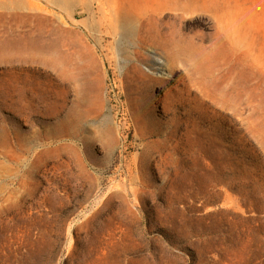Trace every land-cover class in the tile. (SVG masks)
<instances>
[{"label": "rangeland", "instance_id": "1", "mask_svg": "<svg viewBox=\"0 0 264 264\" xmlns=\"http://www.w3.org/2000/svg\"><path fill=\"white\" fill-rule=\"evenodd\" d=\"M0 264H264V0H0Z\"/></svg>", "mask_w": 264, "mask_h": 264}, {"label": "bare ground", "instance_id": "2", "mask_svg": "<svg viewBox=\"0 0 264 264\" xmlns=\"http://www.w3.org/2000/svg\"><path fill=\"white\" fill-rule=\"evenodd\" d=\"M57 1L59 2L61 7H67L70 2L71 3L73 2V0H57ZM91 1L93 2V0ZM169 4L171 5V2H169ZM131 22H132L131 19L124 12L118 16V23H120V26H122L123 28V32L126 34L131 32L132 29ZM62 23L64 25V22ZM52 24H51L53 26L52 31L43 34L44 41L43 42L40 41L41 42L40 44L35 43L32 46H30L29 48L30 51H33L34 53L36 52L41 57V59H43L44 62H46L51 67H55L58 70L59 78L62 86L64 87L72 86V88H74L73 86L77 87L78 83L79 84L82 83V86L86 85L90 74L88 66L89 64L97 60L93 48L87 42L81 43V41H84L81 35L77 33H73V31H71L70 29L64 28L63 26H61V24H58L56 20L55 21L52 20ZM54 24H56V26H54ZM160 33H163V31ZM160 36L158 35V37ZM76 40L79 41L80 43L77 42ZM167 43H169L167 45H170L171 42H167ZM80 45H82L87 50L88 52L87 55H83L79 52ZM178 55L192 56L190 51L186 49L182 50ZM169 59L171 60V55H169ZM73 108H74V100H71L70 104L68 105V103L63 99L61 103L60 115L62 117L67 116L68 112L72 111Z\"/></svg>", "mask_w": 264, "mask_h": 264}]
</instances>
